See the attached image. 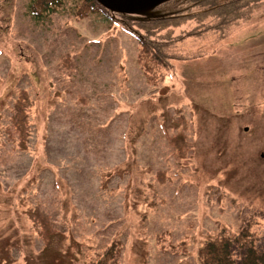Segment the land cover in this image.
Wrapping results in <instances>:
<instances>
[{"label":"rangeland","instance_id":"obj_1","mask_svg":"<svg viewBox=\"0 0 264 264\" xmlns=\"http://www.w3.org/2000/svg\"><path fill=\"white\" fill-rule=\"evenodd\" d=\"M31 2L0 0V264H92L112 243L113 264H200L208 241L243 233L262 254L264 9L215 48L179 42L210 52L151 83L119 17L64 0L35 20ZM175 22L161 48L203 31Z\"/></svg>","mask_w":264,"mask_h":264},{"label":"trees","instance_id":"obj_2","mask_svg":"<svg viewBox=\"0 0 264 264\" xmlns=\"http://www.w3.org/2000/svg\"><path fill=\"white\" fill-rule=\"evenodd\" d=\"M76 16L79 18H86L92 14L104 13L107 18L112 16L119 17L122 23V28L127 33L133 35L140 44V51L138 55V63L144 71L146 77L151 83H155L157 79L154 75L155 67H165L172 70L173 61H187L195 60L203 57L210 51L199 50L191 51L187 49H178L177 44L181 41L187 40L190 37L204 40L212 37L211 45L213 48L226 37L235 32L229 27L235 24L241 27V24L248 23L254 12H259L264 9V0H184L189 5V8L199 7L201 10L194 14L179 15L176 12L172 15H162L157 18H141L136 16H121L112 14L103 8L96 0H75ZM64 0H32L29 5V11L35 20H43L47 15L52 14L55 10L63 5ZM218 14V15H215ZM214 16V23L209 29H212L211 34H206V21L209 17ZM193 20L199 26H203L202 30H190L186 35L170 36L168 41L164 40L161 48L157 38L170 27L178 28L184 23H169L178 19ZM219 19V21H218ZM240 23V24H239ZM140 30H143L141 32ZM172 30H167L166 33ZM184 31V30H183ZM185 40V41H186ZM184 41V42H185ZM183 42V43H184ZM186 44V43H185ZM183 44V45H185ZM183 47V46H182ZM170 72L169 75H171ZM158 83V82H157ZM240 237H223L208 241L199 250L200 264H239L232 257V249L235 245L247 247L246 255L241 264H264V252L259 254L253 245H245L249 239L248 234H240ZM249 244V243H247ZM118 248L115 243L108 246L102 256L92 264H113L118 256Z\"/></svg>","mask_w":264,"mask_h":264},{"label":"water","instance_id":"obj_3","mask_svg":"<svg viewBox=\"0 0 264 264\" xmlns=\"http://www.w3.org/2000/svg\"><path fill=\"white\" fill-rule=\"evenodd\" d=\"M103 8L121 16L157 18V9L174 0H96Z\"/></svg>","mask_w":264,"mask_h":264}]
</instances>
